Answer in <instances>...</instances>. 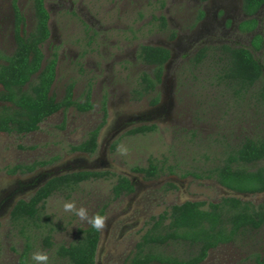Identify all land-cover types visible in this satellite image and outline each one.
<instances>
[{
    "label": "rangeland",
    "instance_id": "374dc122",
    "mask_svg": "<svg viewBox=\"0 0 264 264\" xmlns=\"http://www.w3.org/2000/svg\"><path fill=\"white\" fill-rule=\"evenodd\" d=\"M17 5L30 32L32 0H17ZM45 7L51 36L42 50L45 58L54 51L58 57L52 94L61 100L66 86L74 83L73 99L82 102L90 87L92 109L84 113L75 108L61 110L29 134L0 133V264H18L23 248L21 226L10 222L15 203L28 200L49 179L71 172L108 171L124 176L134 192L113 200L114 180L109 177L54 194L43 212L46 224L31 231L32 255L46 254L47 264L65 263L56 256V249L75 242L78 230L86 229L104 205L95 264H123L150 219L172 205L217 203L226 197L253 204L264 201V193H235L207 178L245 139L264 138V105L256 97L259 84L236 95L235 88L219 79L222 46L247 48L263 64L264 6L255 16L259 24L252 33L238 28L246 19L242 0H45ZM256 34L263 38L258 52L250 45ZM143 45L166 48L170 60L155 91L138 98L134 90L139 76L153 69L137 58ZM14 48L11 0H0V55L9 56ZM201 48L207 49V55L195 64L193 58ZM155 97L157 104L151 103ZM104 99L106 119L97 151L71 153L70 147L102 122ZM143 125H154L155 130L128 134ZM150 159L163 173L147 181L131 169L146 167ZM49 160L54 162L32 173H7L16 165ZM259 166L264 162L255 165ZM66 202L83 208L86 218L64 211ZM47 235H51V249L43 244ZM165 252L176 251L169 247ZM177 252L182 255L180 248ZM261 258L264 227L211 250L202 264H257ZM31 264H35L32 259Z\"/></svg>",
    "mask_w": 264,
    "mask_h": 264
},
{
    "label": "trees",
    "instance_id": "16d2710c",
    "mask_svg": "<svg viewBox=\"0 0 264 264\" xmlns=\"http://www.w3.org/2000/svg\"><path fill=\"white\" fill-rule=\"evenodd\" d=\"M14 17L15 48L11 55H0V133L24 135L39 130L40 125L55 113L70 108L79 112L92 109L91 89L88 87L83 101L73 99L74 83L66 86L64 96L56 100L52 87L56 80L58 57L54 51L45 58L43 46L49 41L50 15L45 0H32L34 27L25 30L26 22L17 0H11ZM264 6V0H242V12L246 16L238 28L243 33H252L258 27L257 13ZM202 18V14H200ZM162 26L166 25L160 17ZM262 36L252 37L250 45L256 52L261 51ZM221 75L219 79L227 86L235 88L236 95L249 92L257 83V100L264 105V58L260 64L253 53L243 47H220ZM207 55L201 48L193 58L200 64ZM137 58L151 66L152 73H142L138 78V89L134 94L141 98L155 91L161 83L164 66L170 60V52L163 47L140 46ZM155 97L151 103L157 104ZM102 122L78 145L71 146V153L93 155L98 148V138L105 125L106 101L102 102ZM155 130L154 125L140 126L128 131L129 135H144ZM54 160L34 162L30 165H16L7 173L28 174L37 168L45 167ZM264 138L245 139L242 144L225 155L222 163L215 167L207 178L214 179L226 190L247 195L264 193ZM132 172L140 174L147 181L158 178L163 173L154 160L146 167H133ZM112 178L113 200L134 192L129 179L108 171H76L55 176L45 182L28 200H18L10 211V222L21 226L23 248L18 256V264H31L34 249L32 228L40 229L46 224L43 212L46 202L54 194L72 191L80 184ZM107 206L104 205L95 218H104ZM1 225V224H0ZM264 227V201L253 204L235 197L222 198L217 203L184 202L172 205L146 224L133 252L123 264H202L213 249L234 243L247 232ZM78 239L68 246L60 245L55 254L64 264H95L100 230L91 224L78 230ZM43 244L51 249V235L43 237ZM173 247L175 253L165 250ZM182 250L179 255L177 249ZM257 264H264V258Z\"/></svg>",
    "mask_w": 264,
    "mask_h": 264
},
{
    "label": "clouds",
    "instance_id": "9594fccd",
    "mask_svg": "<svg viewBox=\"0 0 264 264\" xmlns=\"http://www.w3.org/2000/svg\"><path fill=\"white\" fill-rule=\"evenodd\" d=\"M64 211L66 212H74L79 217L86 218V211L83 208L76 209L74 203L72 202H66L63 205ZM91 226L96 229H100L103 227V222L101 218H93L89 221ZM32 261L35 262V264H47L48 257L44 253H34L31 257Z\"/></svg>",
    "mask_w": 264,
    "mask_h": 264
}]
</instances>
